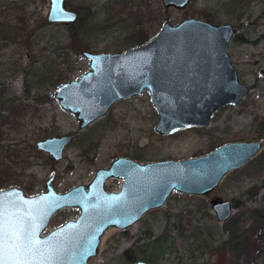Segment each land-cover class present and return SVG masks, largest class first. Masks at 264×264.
I'll return each instance as SVG.
<instances>
[{
	"label": "rangeland",
	"instance_id": "obj_1",
	"mask_svg": "<svg viewBox=\"0 0 264 264\" xmlns=\"http://www.w3.org/2000/svg\"><path fill=\"white\" fill-rule=\"evenodd\" d=\"M0 5L14 10L13 17L8 19L19 18L27 23L25 34L34 32L27 43L5 53L15 56L21 71L15 78L0 75L4 97L19 98L21 104V111L14 117L7 116L8 125L0 128V173H4V179L8 178L6 172L12 176L0 190L16 187L27 196H36L44 192L46 179L54 173L56 192L65 193L79 184H88L98 169L109 167L116 158L126 157L140 164L182 161L204 156L222 143L261 141L263 147L258 155L240 170L227 174L211 196L230 201L232 205L238 201L240 208H234L231 218L249 217L252 210L261 209L264 169L257 172L256 160L264 158V137L259 138L255 132L258 123H264V0H194L182 10L165 8L160 0H65V8L76 12L82 17V25L94 30L84 39L89 47L85 50L98 53H119L143 44L139 40L147 42L166 22L175 25L186 18L205 20V16H220L212 23H228L236 30L228 56L239 82L248 92L236 107L219 111L207 128L165 136L154 131L158 115L147 92L118 101L107 114L79 131L58 162L37 151L35 143L78 132V121L58 106L54 98L57 85L43 83L33 88L27 76L31 63L42 61L47 54L42 36L52 35L61 40L69 30L43 25L47 23V0H0ZM52 43L49 37L50 47ZM69 68L72 72L66 73L68 81L78 80L88 71V61L79 56L72 59ZM1 115L6 117L3 112ZM121 183V179H110L105 183V190L118 191ZM253 185L262 189L252 198L246 191ZM181 211L184 212L180 221L182 236L170 231L172 224L179 223ZM78 215L77 208L61 209L54 214L46 231L75 220ZM248 223H252L250 219ZM253 228L256 232L260 230L257 226ZM166 231L167 239L174 241V248L158 264H243L224 246L227 235L223 224L211 212L210 199L178 192H173L163 207L146 213L133 226L125 230L109 229L98 254L88 264H130L124 257L128 250H132L137 260H146L151 254L146 250L151 240L148 234L156 237ZM249 245L255 250L253 241ZM253 264H264V248L260 254L255 252Z\"/></svg>",
	"mask_w": 264,
	"mask_h": 264
},
{
	"label": "water",
	"instance_id": "obj_2",
	"mask_svg": "<svg viewBox=\"0 0 264 264\" xmlns=\"http://www.w3.org/2000/svg\"><path fill=\"white\" fill-rule=\"evenodd\" d=\"M47 1L48 24L77 21L78 14L65 8V0ZM193 1L160 0L165 8L177 10ZM235 33L231 24L191 17L175 25L164 23L147 42L123 52L82 50L88 71L78 80L58 84L54 93L58 106L76 117L78 132L39 140L36 150L53 162L60 161L79 131L107 114L116 102L143 92L158 115L156 133L165 136L207 128L219 111L236 107L248 92L228 56ZM262 147L261 141L229 142L204 156L144 164L116 158L109 167L98 169L88 184L65 193L56 192L54 173L46 179L44 192L36 196L16 187L0 190L7 209L5 227L19 237V247L13 244L9 255L23 264H88L108 229L133 226L146 213L163 207L173 192L210 199L211 212L223 224L233 215V205L211 198L212 194L227 174L253 160ZM109 179L122 180L118 191L105 190ZM64 208H77L79 215L46 231L54 214Z\"/></svg>",
	"mask_w": 264,
	"mask_h": 264
},
{
	"label": "trees",
	"instance_id": "obj_3",
	"mask_svg": "<svg viewBox=\"0 0 264 264\" xmlns=\"http://www.w3.org/2000/svg\"><path fill=\"white\" fill-rule=\"evenodd\" d=\"M16 8V7H13ZM14 10L7 5H0V75H7L8 78H15L17 74L21 71L19 65H17L15 56H7L5 53L8 49L14 47L22 46L23 43H27L30 37L33 36L31 34H25L24 31L27 30V23L23 22V20L17 19V21L8 19L9 17H13ZM205 16V20L208 22L215 21V19H220V16ZM82 17L78 15V19L74 24H60V25H52L54 27H64L68 28V34L66 38L63 39L57 38L55 36H42L44 43L47 44L46 53L43 56L42 61H35L30 65V73L27 78L33 82V88L42 85L43 83L50 84L51 86L58 85L60 82L68 81L66 76L67 72H72V69L69 66L72 63V59H77L80 56V52L85 49H89V47L84 43V39L91 32H94L93 29L87 28L82 25ZM20 24H25L20 25ZM44 26H50L48 23H43ZM20 26V27H18ZM49 37L51 38L52 47L49 46ZM142 39V36L140 37ZM238 39L241 38L237 36ZM41 38L39 39V41ZM26 41V42H23ZM139 43H144L139 40ZM39 64H41L39 66ZM62 68L64 71L60 70ZM28 74V72H27ZM68 74V73H67ZM4 94L0 90V111L2 112L5 109H12L16 113H19L20 105L17 103L12 107L13 103L15 104V99H8L4 97ZM16 98V97H15ZM17 99V98H16ZM19 100V98L17 99ZM20 101V100H19ZM12 107V108H11ZM259 138L264 137V123H258V129L256 132ZM225 143H222L223 145ZM219 145L218 147H220ZM216 147V148H218ZM32 150L36 151L34 146L31 147ZM215 149V148H214ZM213 149V150H214ZM256 162L258 163V167L256 170L262 171L264 169V158L263 156L257 158ZM1 169V168H0ZM9 173H5L8 177L4 179V173H0V189L4 187L7 181L12 178ZM262 188L253 185L247 189L246 193L250 197H255L260 192ZM233 208H240L238 201L233 204ZM264 194L261 198V209L252 210L250 216L248 215H240L238 217L229 218L225 223H223V232L227 235V242H224V246L229 248L233 255H235L237 261H242L243 264H253V258L255 252H260L264 248ZM184 215V212L181 211L178 215L179 220L177 224H172V228L170 231H176L180 236L183 234L182 226L183 224L180 222L181 217ZM248 219L251 220V224L248 223ZM242 226V227H240ZM260 227L259 231L256 232L253 227ZM263 230V231H262ZM148 239H151L147 244V251H151L150 257H147L146 260L143 259L141 261L147 263L158 264L160 258H162L165 254H171L172 249L174 248V241H169L167 239V231L161 235L154 237L153 235L148 234ZM253 241L255 243V250L250 247L249 243ZM155 255V256H153ZM257 255V254H256ZM125 260L128 263H133L138 261L134 255L132 254V250H128L124 253Z\"/></svg>",
	"mask_w": 264,
	"mask_h": 264
},
{
	"label": "snow or ice",
	"instance_id": "obj_4",
	"mask_svg": "<svg viewBox=\"0 0 264 264\" xmlns=\"http://www.w3.org/2000/svg\"><path fill=\"white\" fill-rule=\"evenodd\" d=\"M6 207L3 200H0V264H23L16 257L9 255V249L19 237L13 236L5 227ZM16 247H19L16 244Z\"/></svg>",
	"mask_w": 264,
	"mask_h": 264
},
{
	"label": "flooded vegetation",
	"instance_id": "obj_5",
	"mask_svg": "<svg viewBox=\"0 0 264 264\" xmlns=\"http://www.w3.org/2000/svg\"><path fill=\"white\" fill-rule=\"evenodd\" d=\"M13 99H15V104L13 103V105H12V107L13 106H15L17 103H19L20 104V101L19 100H17L15 97H12ZM11 107V108H12ZM5 113L6 114V117H4V116H2L1 115V113ZM0 111V128L2 127V126H6V125H8V117L7 116H16L17 115V113L14 111V110H12V109H5V110H3V111ZM1 139H2V133H1V131H0V141H1ZM72 143V142H71ZM10 147H12V146H10ZM66 149V148H65ZM121 158V157H120ZM123 158H126V157H123ZM132 160V159H131ZM134 161V160H133ZM110 180V179H109Z\"/></svg>",
	"mask_w": 264,
	"mask_h": 264
},
{
	"label": "bare ground",
	"instance_id": "obj_6",
	"mask_svg": "<svg viewBox=\"0 0 264 264\" xmlns=\"http://www.w3.org/2000/svg\"><path fill=\"white\" fill-rule=\"evenodd\" d=\"M109 234V229L105 232L103 239Z\"/></svg>",
	"mask_w": 264,
	"mask_h": 264
}]
</instances>
